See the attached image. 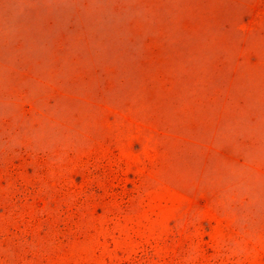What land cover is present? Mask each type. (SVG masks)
<instances>
[{
    "label": "rangeland",
    "instance_id": "374dc122",
    "mask_svg": "<svg viewBox=\"0 0 264 264\" xmlns=\"http://www.w3.org/2000/svg\"><path fill=\"white\" fill-rule=\"evenodd\" d=\"M0 264H264V0H0Z\"/></svg>",
    "mask_w": 264,
    "mask_h": 264
}]
</instances>
